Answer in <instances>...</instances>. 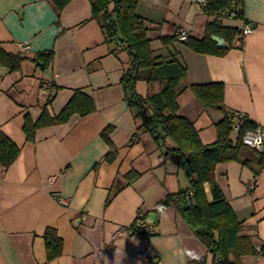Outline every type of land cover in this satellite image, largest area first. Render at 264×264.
<instances>
[{"label": "crops", "instance_id": "1", "mask_svg": "<svg viewBox=\"0 0 264 264\" xmlns=\"http://www.w3.org/2000/svg\"><path fill=\"white\" fill-rule=\"evenodd\" d=\"M244 3L245 20L253 31L222 57L197 53L179 40L168 49L159 38L183 29L188 38L201 39L208 23L243 30L244 20L209 16L194 0H141L136 12L145 20L155 54L171 58L177 53L186 66L182 86L223 83L226 110L244 113L264 130V0ZM59 25L64 30L61 35ZM21 43L28 44L27 51L20 50ZM0 49L27 57L16 72L0 65V130L20 147L9 168L0 165V264H170L184 250H193L200 260L213 264V254L173 204L164 214L158 211V204L169 195L189 189V181L173 153L157 147L148 133L137 132L138 121L121 85L130 54L106 42L91 19L90 1L72 0L58 14L53 0H0ZM48 50H53L54 59L42 71L33 59ZM145 83L154 89L152 94L161 89L157 82ZM76 90L92 97L95 111L38 129L35 141H26L25 116L36 120L52 94L47 110L51 116L59 114ZM178 104L179 114L194 123L201 141L214 142L215 125L224 115L204 108L188 88ZM108 126L113 127L110 140L117 148L113 162L104 161L109 147L101 132ZM242 157L245 164L217 165L216 180L243 223L240 234L260 247L264 244V149L247 147ZM130 172L139 174L131 182ZM204 187L211 200L209 185ZM112 189L117 193L105 207ZM140 214L146 221L156 214L155 224L147 227L154 233L151 237L131 229ZM47 228H54L63 240L62 255L52 261L47 260L43 238ZM184 259L187 264L197 262ZM241 264H264V256L244 255Z\"/></svg>", "mask_w": 264, "mask_h": 264}, {"label": "trees", "instance_id": "2", "mask_svg": "<svg viewBox=\"0 0 264 264\" xmlns=\"http://www.w3.org/2000/svg\"><path fill=\"white\" fill-rule=\"evenodd\" d=\"M72 0H53L54 6L60 14ZM91 5V19L95 20L105 35L106 42L115 43L118 47L130 54V66L123 73L121 85L124 99L138 121L137 132L143 131L150 135L153 142L167 154L173 153L177 161L185 170L189 181V189L181 190L169 195L158 204L166 209L173 204L186 224L202 243L213 254V264H241L244 255L258 254L248 236H242L243 223L240 221L216 180V167L221 163L241 162L242 152L247 146L242 142L244 129L256 124L248 122L236 132L233 128V113L224 106L225 86L221 82L207 84H191L182 86L187 75L186 66L171 54V58L156 55L151 48V40L147 36V27L144 18L136 12L141 0H89ZM209 16L220 17L225 14L234 19L244 20V0H206L203 8ZM247 23V22H246ZM59 25L58 35L63 33ZM242 30L236 27H227L220 22L208 23L204 37L201 39L190 37L185 42L193 51L200 54L225 56L234 49L235 42L241 39ZM218 36L225 40L226 47L218 48L212 39ZM168 49L176 42L177 36L159 38ZM243 39L241 40V42ZM27 57L21 53L11 54L0 49V65L9 68L10 72L19 71L22 62ZM54 59L53 50L39 52L33 61L36 66L45 71ZM139 81L148 84L158 83L160 91L142 96L137 91ZM190 89L204 108L223 109L227 113L216 123L217 138L214 142L204 144L194 123L179 114L178 97ZM52 89H59L55 84ZM50 95L42 108L40 116L33 120L29 115L24 118L22 130L26 141H35L38 129L64 124L74 114L86 116L95 111L94 101L83 90H76L63 110L51 116L47 105L53 100ZM113 127L108 126L101 132V137L109 147L104 161L113 162L117 157V148L110 140ZM249 148V147H248ZM255 150V149H254ZM20 147L17 146L2 130H0V165L7 169L17 159ZM263 166V165H262ZM139 174L130 172L127 175L129 182L137 179ZM210 187L211 200H208L204 185ZM193 191V196H190ZM117 192L111 190L105 202L107 207ZM190 200V202H189ZM150 227V225L148 226ZM132 231L141 237L148 238L154 233L146 227L138 225V218L131 226ZM47 260L52 261L62 255L63 240L54 228H47L44 232ZM260 256H264V244L260 246ZM195 264H206L199 260Z\"/></svg>", "mask_w": 264, "mask_h": 264}, {"label": "built area", "instance_id": "3", "mask_svg": "<svg viewBox=\"0 0 264 264\" xmlns=\"http://www.w3.org/2000/svg\"><path fill=\"white\" fill-rule=\"evenodd\" d=\"M194 2L200 6L202 9L205 7L206 5V0H194ZM234 17V13H232L231 18ZM253 31L252 27L246 23L244 26V29L242 30V35H241V39L237 40L236 42H238V44L242 43L241 40L244 39L245 36L251 34ZM177 39L180 42H186L188 40V34L185 30L183 29H179L176 33ZM20 50L22 52L27 51L29 46L28 44H24L21 43L18 45ZM233 119V128L235 132H238L242 126H244V124H246V122H248V118L244 113H238L235 112L233 113L232 116ZM257 139L261 140V147H257L256 146V141ZM242 142L244 145H246L249 148L255 149L256 151L262 152L264 149V130L256 125L254 127H247L244 129L243 135H242ZM264 166V165H263ZM254 185L250 186V189H253ZM190 196H193V191H190ZM65 205H68L67 200L63 199V198H59ZM148 221H146V219L144 218L143 214H140L138 216V225L142 228H147L148 225ZM121 234H123V230L122 231H118L115 235V237L120 236ZM257 251H258V255H260L261 252V248L257 247Z\"/></svg>", "mask_w": 264, "mask_h": 264}, {"label": "clouds", "instance_id": "4", "mask_svg": "<svg viewBox=\"0 0 264 264\" xmlns=\"http://www.w3.org/2000/svg\"><path fill=\"white\" fill-rule=\"evenodd\" d=\"M256 146L258 148L261 147V140L260 139H257ZM158 211L161 212L162 214H164L166 212V209L164 208L163 205H160L158 207ZM185 256H187L191 260H196V261H199L201 258L200 254L193 251V250H184L174 260H171L170 264H177V262H178V264H187V261L184 259Z\"/></svg>", "mask_w": 264, "mask_h": 264}, {"label": "rangeland", "instance_id": "5", "mask_svg": "<svg viewBox=\"0 0 264 264\" xmlns=\"http://www.w3.org/2000/svg\"><path fill=\"white\" fill-rule=\"evenodd\" d=\"M137 91L140 92V94H143V95H148V94H152L154 92V89L153 88H149L147 87V84L144 82V81H139L138 84H137ZM213 110L221 113V114H226L227 112L223 109H218V108H212ZM236 133V132H234ZM247 149H245L243 152H245ZM248 151H250V149H248ZM242 152V154H243ZM243 159V158H242Z\"/></svg>", "mask_w": 264, "mask_h": 264}, {"label": "water", "instance_id": "6", "mask_svg": "<svg viewBox=\"0 0 264 264\" xmlns=\"http://www.w3.org/2000/svg\"><path fill=\"white\" fill-rule=\"evenodd\" d=\"M212 39L216 42V45H217L218 48L226 47V42H225L224 39H222V38H220L218 36H213ZM189 202H190V200H189ZM149 218H151V220L149 219L148 223L151 224V225H154L155 224L154 218L156 219V214H150Z\"/></svg>", "mask_w": 264, "mask_h": 264}]
</instances>
